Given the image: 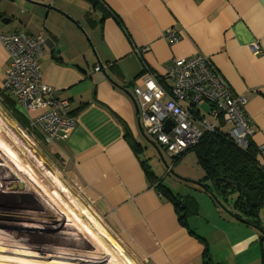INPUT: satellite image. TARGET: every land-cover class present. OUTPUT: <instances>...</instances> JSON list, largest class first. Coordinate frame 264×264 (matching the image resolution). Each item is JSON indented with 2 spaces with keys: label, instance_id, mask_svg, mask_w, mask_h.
Here are the masks:
<instances>
[{
  "label": "crops",
  "instance_id": "1",
  "mask_svg": "<svg viewBox=\"0 0 264 264\" xmlns=\"http://www.w3.org/2000/svg\"><path fill=\"white\" fill-rule=\"evenodd\" d=\"M13 19L12 29L7 24ZM167 28L179 34L178 42L161 36ZM15 31L42 39L37 59L42 80L53 98L68 101L66 114L75 119L71 134L50 145L105 224L145 264H264V202L258 228L236 217L234 208L200 215L198 197L164 184L166 172H157L152 156L141 155L148 145L139 141L145 132L133 94L149 76L166 81L171 59L207 55L231 92L245 100L253 132L244 148L256 152L264 174V0H0V33ZM253 43L259 52L251 50ZM8 64L0 43V86ZM195 109L213 120L209 104ZM214 123L203 134L229 135L222 115ZM187 155L178 160L183 163L173 172L180 178L174 179L196 188L203 199L214 198V210L219 209L221 198L210 182L204 181L206 189L196 184L203 170ZM175 193L191 194L196 202L185 225L169 198ZM227 197L221 202L232 205L236 193ZM190 216L199 220L189 221Z\"/></svg>",
  "mask_w": 264,
  "mask_h": 264
},
{
  "label": "rangeland",
  "instance_id": "2",
  "mask_svg": "<svg viewBox=\"0 0 264 264\" xmlns=\"http://www.w3.org/2000/svg\"><path fill=\"white\" fill-rule=\"evenodd\" d=\"M16 22L13 19L7 25L13 29ZM14 103V110L26 119ZM207 104H201L202 110ZM23 124L0 100V264H145L139 252L105 224L50 144L57 145L30 134ZM140 138L148 145L141 155L152 156L157 172H166L164 184L198 197L200 215L230 212L231 200L224 205L218 202L219 209L214 210V198L205 194L203 199L196 188L177 180L180 177L173 171L183 161L169 162L166 148L154 146L152 136ZM187 153L196 162L194 153ZM199 218L190 216L189 221Z\"/></svg>",
  "mask_w": 264,
  "mask_h": 264
},
{
  "label": "built area",
  "instance_id": "3",
  "mask_svg": "<svg viewBox=\"0 0 264 264\" xmlns=\"http://www.w3.org/2000/svg\"><path fill=\"white\" fill-rule=\"evenodd\" d=\"M161 36L169 43L180 39L171 28L163 30ZM0 43L9 56L3 89L14 96L29 125L40 131L47 141L54 144L64 141L74 130L75 119L66 114L68 101L53 98L52 89L42 80L37 64L42 39L26 31L1 32ZM250 48L254 53L259 52L256 43ZM99 69V65L94 67V70ZM166 78V82H162L149 76L143 87L133 88V94L143 131L165 147L171 157L194 146L203 130L212 131L219 115L228 124L230 137L244 148L253 132L244 114L245 100L231 92L207 55L171 59ZM203 102L210 105L213 120L201 117L200 111L195 109ZM182 103L190 108L183 107Z\"/></svg>",
  "mask_w": 264,
  "mask_h": 264
},
{
  "label": "trees",
  "instance_id": "4",
  "mask_svg": "<svg viewBox=\"0 0 264 264\" xmlns=\"http://www.w3.org/2000/svg\"><path fill=\"white\" fill-rule=\"evenodd\" d=\"M2 88L0 86V91H4L0 92L2 103L15 117L24 122L23 125L27 131L30 130V134L44 139V135L40 131L31 130L28 127L29 121L14 110V96ZM189 150H192L196 157V164L203 170V177L197 180L196 184L205 188L206 184L210 182L209 186L221 198H218L221 205H224L222 202L229 199L228 195L236 193L231 205L235 209L234 215L236 217L242 215L246 218V223L258 228L260 225L259 209L264 202V174L256 160V152L248 146L239 147L227 132L221 133L220 131L205 132L194 146L173 158V161L179 160ZM148 174L150 175L151 172L148 171ZM162 189L164 192L171 193L168 187H162ZM169 198L177 211L179 222L185 225L186 214L196 206L193 196L175 193L169 195ZM206 264L210 263L207 261Z\"/></svg>",
  "mask_w": 264,
  "mask_h": 264
},
{
  "label": "water",
  "instance_id": "5",
  "mask_svg": "<svg viewBox=\"0 0 264 264\" xmlns=\"http://www.w3.org/2000/svg\"><path fill=\"white\" fill-rule=\"evenodd\" d=\"M5 20V19H4ZM135 105H136V103H135ZM136 108H137V112H138V107L136 106ZM138 123H139V128L141 127V125H140V120H139V117H138ZM169 128V125H168V122H166V130ZM153 145L154 146H157V147H159L157 144H155L154 142H153Z\"/></svg>",
  "mask_w": 264,
  "mask_h": 264
},
{
  "label": "clouds",
  "instance_id": "6",
  "mask_svg": "<svg viewBox=\"0 0 264 264\" xmlns=\"http://www.w3.org/2000/svg\"><path fill=\"white\" fill-rule=\"evenodd\" d=\"M162 82H166V81H164V80H161ZM146 134V133H145ZM154 140V139H153ZM154 142L157 144V142L154 140ZM158 146H159V148L161 147L162 148V146L160 145V144H157Z\"/></svg>",
  "mask_w": 264,
  "mask_h": 264
},
{
  "label": "bare ground",
  "instance_id": "7",
  "mask_svg": "<svg viewBox=\"0 0 264 264\" xmlns=\"http://www.w3.org/2000/svg\"><path fill=\"white\" fill-rule=\"evenodd\" d=\"M90 220V219H89ZM87 232H89L91 234V230L89 228H87Z\"/></svg>",
  "mask_w": 264,
  "mask_h": 264
}]
</instances>
